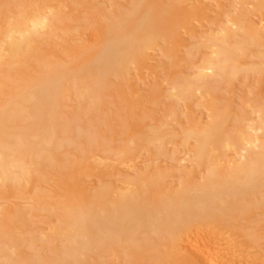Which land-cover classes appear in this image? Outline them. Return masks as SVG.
I'll return each instance as SVG.
<instances>
[{
	"label": "bare ground",
	"instance_id": "bare-ground-1",
	"mask_svg": "<svg viewBox=\"0 0 264 264\" xmlns=\"http://www.w3.org/2000/svg\"><path fill=\"white\" fill-rule=\"evenodd\" d=\"M136 1L139 4L134 10H130L127 4L122 2L126 4H122L126 11L124 10L121 16L112 13L113 19L108 22L106 18L103 20L105 12L109 10L108 0H0V264H112L113 257L117 258L115 260L118 262L120 260V264H148L145 258L150 256V251L155 248L151 250V245L140 243L144 240L143 235L147 239L146 242L150 243L151 239L149 242L146 235L151 234L153 241H164V246L172 247L171 250L184 245L192 260L188 261L186 258L181 264H219L221 256L226 260L237 254L235 249L238 247L235 248L234 243L238 239L240 242L236 244L239 247L243 241L245 244L249 242L248 245L258 242L256 245L261 247L260 243L263 242L256 237L257 229L252 223L248 227L247 221L251 212L248 214L249 208L241 207L239 202L247 201L250 195L258 197L257 194L262 191L264 198V116L259 118L260 120L257 119L258 121L255 119L257 128L251 126L255 122L254 116H251L253 119L250 118L253 123L250 119L244 121L248 124L246 126L240 124L244 123L243 120L240 122L241 120L236 119L237 124L234 122L233 127L227 119L230 110L226 107L220 109L213 99L209 107H204L211 113V121L208 120L209 116L204 115L207 118L204 122L205 118L195 115L193 110L194 113L191 112L187 120L189 125L182 130L178 129L184 134L186 142L195 140L197 143L195 163L199 169L187 170L182 178L179 177L178 182H174L175 187L172 183L177 180L171 176L169 168L163 171L158 165H153L155 170L149 168V165L145 170L141 167L143 162L146 164L153 158L155 150L151 152L149 149L155 145H151L162 141L156 140L159 137L157 129H160V123H154L157 119L154 115L156 110H159L158 106H161L163 98H166L163 91L165 87L157 86L160 88L157 91V87H152L151 91L146 82L148 70L155 69L154 65L160 59L156 56L157 48L164 44L165 46L160 47H165L166 52L174 54L173 57L177 51L180 54L179 50L184 47L182 45L189 40V33L195 30L194 25L209 21L208 18L205 19L206 12L212 13H208L211 14L208 15L211 19L212 11L216 10L211 5H217L216 2L204 6V0V5L196 3L193 7L190 5L191 0ZM165 1L173 5L172 14L168 15L169 23L165 21L167 16H162L166 12L163 10L165 7H162ZM239 1L242 3L240 7L245 6V10L252 3H249V0ZM219 10L223 11L220 7ZM246 11L236 14L237 16V12L232 13L234 17L225 25V35L220 33L222 38L217 37L218 34L214 32L216 37H212V34L205 35L211 40L210 43H213L214 53H209L212 56L207 55L205 63L198 67L195 78L186 76L188 83L187 86L185 84L181 87L182 94L197 93L195 86L207 78L217 76L233 80L241 71L250 68L247 67L248 63L245 66L246 64H241V59L239 60V54L253 43L244 34L252 35L263 43L264 28L259 27L257 22L254 24L252 20V24L248 25L247 21L245 24L250 15ZM255 12L257 10L253 13ZM161 17L165 18V22ZM225 19L229 20L230 17ZM124 22L129 23V29L124 26ZM88 29H92L93 35H88ZM252 47L256 49L254 45ZM262 58L264 62V53ZM229 64L233 65L232 68L228 67ZM175 65L172 66L176 67ZM164 68L167 70L168 67ZM135 69L136 71H133ZM137 71L141 80L147 75L146 80L144 79L146 84L144 82L140 85L141 82L138 84L136 78L134 79L133 73ZM154 73L157 74V71ZM116 79H119L120 83H116ZM149 80L151 82L152 79ZM144 85L149 86L150 90H146L148 87ZM141 86L145 87L142 89L147 93L142 92ZM169 89L172 97L173 88L164 90ZM110 90H115L112 95L115 93L117 97L119 94V97L125 100L121 99L124 102L119 106L121 108L118 107L119 118H116L117 109H107L106 106L110 105L108 98L104 99L108 104L103 102V96L109 95ZM151 92L152 95L149 96ZM205 94H208L206 90ZM116 97L115 100L119 98ZM167 97L169 98V95ZM73 98L77 101H73ZM66 100L70 101L65 103ZM207 101L209 99L200 104ZM70 102L74 105L77 103V106H71ZM67 107L71 112L78 110L77 116H74V112L72 117L67 115L66 111L71 113L65 109ZM189 107L187 104L188 109ZM240 112V115H245ZM205 114L207 115L206 112ZM85 115H88L86 118H92L91 123L85 117L88 123H83ZM95 119L99 120V123L94 121ZM151 125L152 128H149ZM155 125L158 127L155 128ZM253 129L263 133L261 138L248 135ZM110 138H113L114 142L110 140V143ZM113 143L117 145L114 146ZM225 148L226 151L237 148L241 150L239 152L247 154L241 155L243 161L239 158L241 161L232 160L237 162L232 164L231 161L228 162L227 158L230 156L225 154ZM100 150L101 155L97 156L95 152L99 153ZM214 150L220 154L218 158L215 157L218 160L214 164L218 166L213 164L216 167L208 169L210 165L207 166L205 162L212 151L215 153ZM145 151H149L151 156ZM143 156L145 159H142ZM185 156H178L177 159L173 156L175 160H170L173 165L177 164L179 169V164L185 161L187 154ZM153 159L156 161V158ZM205 168L206 171L202 172L206 173L204 176L196 175L199 173H196V170ZM198 176L202 182L197 181ZM51 178L55 180L52 181ZM167 178L173 179L171 188L165 184ZM195 190H198L200 195L194 196ZM254 201L249 205L251 209L253 206H259ZM261 201L263 204V200ZM238 210L243 213L242 217L248 216L246 223L241 216L243 221L235 214ZM41 213L45 216L57 214L58 221H52L51 226H35L43 228L41 236L44 234L52 240L53 251L50 249L48 253L45 252L48 243H43V240L40 250L36 249L38 254L27 251L24 253L21 251L23 245L28 244L23 241L31 244L36 241L37 236L31 235V231H34L32 227L35 218ZM47 220L49 222V219ZM240 221L244 222V225ZM201 225L219 226L225 230L222 232L227 238L221 239L224 235L220 234L217 237H222L215 243H200L196 239L195 229H200ZM16 231H20L24 238H20ZM27 232L32 239L25 238ZM39 236L37 238L40 240L44 237ZM154 236L160 240H155ZM20 240L23 242L22 248L19 245ZM6 242L13 245L8 247L4 244ZM38 243L39 241L36 244ZM5 246L7 247L4 248ZM147 248L150 251L143 254ZM26 250L29 251L28 248ZM161 253L158 254L159 257L157 254H153V257L160 258L161 255L160 264H163L167 254ZM106 259L112 262H107Z\"/></svg>",
	"mask_w": 264,
	"mask_h": 264
},
{
	"label": "rangeland",
	"instance_id": "rangeland-1",
	"mask_svg": "<svg viewBox=\"0 0 264 264\" xmlns=\"http://www.w3.org/2000/svg\"><path fill=\"white\" fill-rule=\"evenodd\" d=\"M126 1H128V0H126ZM168 1V0H167ZM167 1H165L166 3H164L165 5L164 6H162V7H165V8H163V10L165 9V13H163L164 15H162L163 17L164 16H167V19L165 20V18H163V17H161L162 19V21H166V23H169V20H168V17H170L171 16V14H172V12H171V8H172V0H171V2H167ZM212 1H214V2H212ZM222 1H224V0H222ZM222 1H220V0H205V5H204V0L202 1V0H191V2H190V5L191 6H195V5H197L198 3L199 4H202V5H204V6H210L212 3H215V4H217V5H214V4H212L211 6L212 7H215L216 8V10L214 9L212 12H213V15H212V17H211V19H210V17L209 16H211V12L209 11V12H206L205 14V16H206V18L205 19H209V21L207 20H205V21H203V22H198V23H196V25H194L195 26V30H194V32L192 33H189V40L187 39V41H189V42H187L186 41V44H184V45H182V47H183V49L182 50H179L180 51V54H178L177 52H176V54H175V56H177V58H175V56L173 57V55L174 54H169L168 52H166L165 51V47L163 48L164 49V51H162L163 49L161 48V47H163V46H165L164 44H163V46H159L158 48H157V51L158 52H156L155 54H156V56L159 58L160 57V59H161V62H160V59H158L159 61L158 62H156L155 63V65H154V68L155 69H151L152 71H153V73H151V70L149 71L148 70V72H147V74H148V77H147V75H145L146 74V72H144V75L147 77V79L149 80V79H152L151 80V82H150V80L148 81V80H146V77L144 78H142L143 80L145 79L146 80V82H147V85L149 84V86H150V89L152 88V87H154V88H156L157 86L158 87H165V88H173L172 90L174 91H172L173 93V95H172V97H170L171 95V89H169V91L168 90H164L163 89V91L166 93L165 95H166V98L164 99L163 98V100H162V103H161V106H158V111L156 110V113H157V116H156V113H155V119H156V122H154L155 124L156 123H158V125H159V123H160V126H159V128L160 129H157L159 132L157 133V134H159L158 136L159 137H157L156 138V140H158V139H161L162 141H160V142H158V141H156L155 143H154V141H153V143L154 144H152L151 145V147H153V145H155L153 148H151V149H149L151 152H153L154 150V155H153V158H156V161H155V159H153L152 157V159L150 158V160L152 161V160H154V161H149V162H146V164H145V162H143L142 163V165L143 166H141L142 168L144 167V170H145V167H148V165H149V168H153V170H155L156 169V167H154V166H157L158 165V168H160V170H163V171H166V170H168V168H169V170H170V172L172 173L171 174V176L172 177H174L177 181H173V185L175 186V184H174V182L176 183V182H178V180L180 179V178H182L185 174H186V171L187 170H194V168H196V169H199V167H198V164L197 163H195V149H197V143L196 142H194L195 140H187V142L185 141V138H184V134H181V132L178 130V129H180V130H182L185 126H187V125H189V121H187V120H189V117L191 116V112H193V110L195 111V115H198L199 117H204L205 118V116L206 117H210V112L207 110V109H205L206 107H209V104H210V102L214 99V101H216V104L218 105V107H220V109H222L223 110V108H225L226 107V109H229L230 110V112H228V116H227V119H228V122H230V124H233L234 122L237 124V122L235 121L236 119H237V121L239 120H241L240 122H242V120H243V122L244 121H249V119L251 118V119H253L252 117L254 116L255 118L253 119V121H255V119L257 120H260V119H262V117L264 116V62H263V58H262V54L264 53V51L262 52V50H264V42L262 43L261 41V43L259 42V39L258 38H253L254 36H252V35H248L247 33L246 34H244V36L245 37H247L248 38V40H249V38L252 40V42L253 43H251V47H249V48H247L244 52H242V53H238L241 57L239 58V60L241 59H243L242 60V62H241V60H240V63L241 64H243V65H245V66H247V63H248V70L247 71H241L233 80H230V79H228V78H223V77H217V76H214V77H211V78H207V79H205L202 83H204V85L202 84V83H199V84H197V86H195L197 89L198 88H201L200 89V91L199 90H197L196 88H195V91H197V93L195 92V94L194 93H192L193 94V96H191V95H189V94H187V93H184V94H182L181 93V87H183V85L185 86V84H186V86H187V81H186V76H191V78H193L192 76H194V78L196 77V71H197V69H198V67H200L201 65H203L204 63H205V61H206V58H207V55H210V56H212L213 55V53H214V51H212V49H213V43H210L211 42V40L209 39V38H207L208 36H211V34H212V37H216V35L215 34H218L217 35V37L219 36V38L221 37V32L223 33V35H225V25L227 24L228 25V22H230V20L234 17L233 15H232V13H235V12H237V13H235V15L237 14V15H239V14H241L242 13V11H246V12H248V15H249V13H250V15H249V17H248V20H245V24H247L248 23V25H250V24H252L251 22L253 21V23L254 24H256V22H257V25L260 27V26H262V28H264L263 27V25H264V22H263V20H264V0H255L254 1V3H253V0H249V3L250 2H252L251 3V6L249 7V8H247L246 7V10L245 9H243V8H245V6L242 8V7H240V6H242L241 4V1H239V0H225L223 3H222ZM248 1V0H247ZM111 2V3H110ZM122 2H124V3H126V4H124V3H122ZM211 2V3H210ZM131 3H133V4H131ZM197 3V4H196ZM209 3V4H208ZM248 3V2H247ZM248 3V4H249ZM108 4H109V10H110V12H109V10L107 9V11L105 12V16H104V18H103V20L105 21V18L107 19V21L110 19V20H112L113 18H112V16H111V14L113 13L114 15H116V14H123V12H124V10L126 9V8H124V6L126 5L128 8H130V10H134V8H136L137 6L136 5H138L139 4V2L137 3V1L136 0H129L128 2H125L124 0H108ZM107 4V5H108ZM111 4H113V6L111 5ZM121 4H124V6L122 5H119ZM111 5V6H110ZM134 5V6H133ZM225 5V6H224ZM115 6V7H114ZM116 6H117V9H116ZM136 6V7H135ZM217 6V7H216ZM254 6V7H253ZM133 7V8H132ZM219 7H220V9H222L223 11L221 12L220 10H219ZM240 7V8H239ZM128 8H127V10H128ZM138 8V7H137ZM167 8V9H166ZM256 8V9H255ZM258 8V9H257ZM116 9V10H115ZM122 9V10H121ZM160 8H158V10H159ZM233 9H235V10H233ZM237 9H240L241 10V12H240V10H237ZM136 10V9H135ZM218 10V11H217ZM257 10V12H255V13H253L254 11H256ZM111 11H113V12H111ZM126 11V10H125ZM225 11V12H224ZM235 11V12H234ZM108 12V13H107ZM129 12V11H128ZM216 12V13H215ZM239 12V13H238ZM251 12H252V14H251ZM208 13H211L210 15L208 14ZM215 13V14H214ZM220 13V14H219ZM112 14V15H113ZM258 14V15H257ZM168 15H170V16H168ZM209 15V16H208ZM236 15V16H237ZM252 15V16H251ZM121 16V15H120ZM228 16V17H227ZM250 16L251 17H253V19H251L250 18ZM114 17V19H115V16H113ZM230 17V19L229 20H227V19H225V18H229ZM261 17V18H260ZM263 18V19H262ZM164 19V20H163ZM254 19H255V21H254ZM224 20H226V21H224ZM252 20V21H251ZM106 21V22H107ZM164 21V22H165ZM225 22V24H224V22ZM246 21H247V23H246ZM109 22V21H108ZM107 22V23H108ZM201 23H204V24H201ZM124 24V26L125 27H127V29H129V23H123ZM200 24V25H199ZM208 24V25H207ZM221 24H224V25H221ZM260 24H263V25H260ZM198 25V26H197ZM198 27V29H197V27ZM223 28H224V30H223ZM200 29V30H199ZM235 29V28H234ZM89 30H90V32H89ZM202 30H203V32H202ZM218 30H220L219 32H218ZM222 30V31H221ZM237 29H235V31H236ZM88 31V35H89V33H90V35H93V31H92V29H88L87 30ZM87 31H86V33H87ZM209 31V33H207V32ZM224 31V32H223ZM199 32V33H198ZM213 32L215 33V34H213ZM185 33V32H184ZM208 34V36H205V35H207ZM89 35V36H90ZM215 35V36H214ZM198 36V37H197ZM203 36V37H202ZM185 38H187L186 37V35H185ZM222 38V37H221ZM207 39V40H206ZM209 39V40H208ZM254 39H257V40H254ZM204 40V41H203ZM237 40H238V38H237ZM238 41H242V40H238ZM250 41V40H249ZM206 42V43H205ZM255 42V43H254ZM258 43H260V45H258L257 47H256V45L258 44ZM161 44V43H160ZM250 44V43H249ZM261 44H262V46H261ZM252 45H254L255 46V48L256 49H254L253 47H252ZM258 47H260V48H258ZM202 49V50H201ZM252 49H254V51L252 50ZM213 50H215V47H214V49ZM260 50V51H259ZM203 51V52H202ZM248 51V52H247ZM249 51H251V52H249ZM160 52H162V53H160ZM211 52V54H209ZM259 52V53H258ZM261 52H262V54H261ZM202 53V54H201ZM250 53V54H249ZM257 53V54H256ZM243 55V57H242V55ZM244 54H246V55H244ZM180 55V57H178ZM190 57H189V56ZM172 56V57H171ZM206 56V57H205ZM246 56V57H245ZM179 58V59H178ZM166 59V60H165ZM175 59V60H174ZM247 59V60H246ZM165 60V61H164ZM174 60V61H173ZM175 62V63H173V62ZM176 61H178V62H176ZM172 62V63H171ZM180 62V63H179ZM249 62H250V64H249ZM177 63V65H175ZM164 64V65H163ZM175 65L176 67H174V66H172V65ZM178 64H180V65H178ZM157 65V66H156ZM261 65V66H260ZM169 66H170V68H169ZM231 66H233V65H231V64H229V68L231 67ZM254 66V67H253ZM159 67V68H158ZM164 67H168L167 68V70H164L165 68ZM254 69H253V68ZM153 68V67H152ZM160 68H163V69H160ZM175 68H177V70L175 69ZM232 68V67H231ZM160 69V70H159ZM169 69V70H168ZM253 69V70H252ZM164 70V71H163ZM133 71H136V69L135 70H133ZM154 71H157V74L156 73H154ZM159 71V72H158ZM249 71H250V73H249ZM190 72V73H189ZM188 74V75H186V74ZM133 74H135V75H133V77H134V79L136 78V80H137V83L139 82L140 83V85H142L144 82H145V80L143 81V80H141V77H139L138 75H140L139 73H138V71L137 72H134ZM162 74V75H161ZM164 74V75H163ZM192 74V75H191ZM150 75V76H149ZM159 75V76H158ZM170 75V76H169ZM136 76V77H135ZM141 76V75H140ZM169 77V78H168ZM158 78H160V79H158ZM166 80H165V79ZM162 79V80H161ZM119 79H116V80H114L116 83H120V81H118ZM161 80V81H160ZM164 80L166 81V82H164ZM158 81H160V82H158ZM163 81V82H162ZM234 81V82H233ZM146 82H145V84H146ZM177 82V83H176ZM207 82L209 83L208 85H207ZM210 82H211V84H210ZM115 83V84H116ZM136 83V84H137ZM138 83V84H139ZM160 84V86L158 85V84ZM161 84H163V85H161ZM203 86H202V85ZM168 85V86H167ZM171 85H173V86H171ZM200 85V86H199ZM206 85V87H204ZM213 85V86H212ZM145 86V85H144ZM143 86V87H144ZM149 86H145L147 89L146 90H150L149 89ZM212 86V87H211ZM142 86L140 87L141 89L143 88ZM144 87V88H145ZM156 88V90L155 91H157V89H160V88ZM153 88V89H154ZM175 88V89H174ZM212 88V89H211ZM140 89V90H141ZM206 90V93H208L209 94V92H212L211 94H205V90ZM211 89V90H210ZM204 90V91H203ZM111 91V93L109 92V95H104L103 96V102H107V100H109L108 102H109V104L110 105H108V106H106L107 107V109H109L110 111L111 110H116L117 109V111H115V113H116V118H119L118 116H119V114L120 113H118L119 112V108H121V107H119V106H121L122 104H123V102L125 101L123 98H120L119 97V94H117L118 96L117 97H119V98H117L116 97V95H115V93L113 94V95H115V96H113L112 95V92H115V90L113 91V90H110ZM145 92V93H147V91H145V89H142V92ZM151 91H152V89H151ZM155 91H153V93H155ZM162 91V92H163ZM199 91V92H198ZM209 91V92H208ZM141 92V91H140ZM148 93H150V91L148 92ZM169 93V94H168ZM148 95V94H147ZM150 95H152V92H151V94H149V96ZM167 95H169V98L167 97ZM202 95V96H201ZM207 95H208V97H207ZM212 95H214V96H212ZM107 96H112L111 98H109V97H107ZM205 96V97H204ZM114 97V98H113ZM115 97L117 98L116 100H115ZM209 97H211V98H209ZM214 97V98H213ZM107 99V100H105L104 101V99ZM113 98V99H112ZM168 98V99H167ZM216 98V99H215ZM74 99V100H73ZM72 100L73 101H77V100H75V98H73ZM119 99V100H118ZM121 99H123V100H121ZM181 99V100H180ZM209 99V101H207V103H203V104H200V103H202V102H206V100H208ZM70 100H66L65 101V103H67V102H69ZM119 101V102H118ZM180 101V102H179ZM108 102H107V104H108ZM111 102H112V104H111ZM184 104H183V103ZM186 102V103H185ZM70 103H72V102H70ZM74 103H76V102H74ZM182 103V104H181ZM193 103V104H192ZM106 104V103H105ZM106 104V105H107ZM113 104H114V106H113ZM187 104H189V108L190 109H188L187 108ZM191 104L193 105V106H191ZM72 105H74L73 103L71 104V106ZM113 107H112V106ZM152 105L153 104H151V108H152ZM70 106V108L69 107H67V108H65V109H67L68 110V108H69V110H71L72 109V107ZM75 107L77 106V103H76V105H74ZM203 106V107H202ZM74 107V108H75ZM119 107V108H118ZM160 107V108H159ZM205 107V108H204ZM223 107V108H222ZM153 108H155L156 109V107H154L153 106ZM167 108H169V110L167 109ZM195 108V109H194ZM68 110V111H69ZM188 110H190V111H188ZM192 110V111H191ZM200 110V111H199ZM75 111V110H74ZM73 110H72V112L71 111H69V112H71L70 114L69 113H67V111L65 112L67 115H69V116H71L72 117V115H73V112H74ZM241 111V112H240ZM113 112V111H112ZM205 112L207 113V115L205 114ZM208 112H209V114H208ZM239 112L241 113V114H243V113H245V115L244 116H242V115H240L239 114ZM74 113H76V114H74V116H77V114H78V110H76V112H74ZM239 114V115H238ZM67 115H65L66 117H68ZM201 115V116H200ZM205 115V116H204ZM73 116V117H74ZM88 115H85V116H83V123L84 122H86V124L89 122V123H91L90 122V120H92V118H86ZM114 116V118H115V115H113ZM198 116L196 117V118H198ZM248 117V119H247V117ZM252 116V117H251ZM66 117H65V121H66ZM84 117L88 120V122H87V120L86 119H84ZM246 117V119H244ZM95 118H97V116L95 117ZM188 118V119H187ZM243 118V119H242ZM260 118V119H259ZM98 119V118H97ZM152 119V118H151ZM155 119H153V120H155ZM202 120H203V118H201ZM200 119V120H201ZM207 118H205L204 119V122H205V120H206ZM250 119V120H251ZM85 120V121H84ZM149 121L148 122H150V119H148ZM159 120V121H158ZM199 120V119H198ZM201 120V121H202ZM208 120H210L211 121V117H210V119H208ZM208 120L206 121V123L208 122ZM257 120V121H258ZM94 121H96V119L94 120ZM99 120H97L96 122L97 123H99L98 122ZM167 121V122H166ZM81 122H82V119H81ZM203 122V123H204ZM250 122H252V120L250 121ZM151 123H152V125H154L153 124V122H152V120H151ZM246 123L247 122H244V123H240V124H245L246 125ZM253 123V122H252ZM80 124H82V123H80ZM186 124V125H185ZM230 124L228 123V125L230 126ZM251 124V123H250ZM257 122L255 121L253 124H251V126L252 127H256L257 126ZM89 125V124H88ZM152 125L151 126H149V128H152ZM158 125H155V128H157L158 127ZM234 125L235 124H233V127H234ZM244 125V126H245ZM248 125V124H247ZM246 125V126H247ZM92 126V125H91ZM157 126V127H156ZM245 126V127H246ZM250 126V125H249ZM250 126V127H251ZM154 127V126H153ZM231 127H232V125H231ZM243 127V126H242ZM245 127H243V129H245ZM258 127V126H257ZM256 127V128H257ZM248 128V127H247ZM246 128V129H247ZM257 129H253V130H251V133L250 132H248V135L249 136H251V137H253V138H255V136H256V138H261L260 136H262V132H257L256 131ZM256 131V132H255ZM157 132V131H156ZM174 132H176V133H174ZM161 133V134H160ZM254 134V135H253ZM258 135V136H257ZM245 136H246V133H245ZM154 139H155V137H154ZM110 140H111V138L109 139V142H110ZM114 142V140H113V138H112V140H111V142ZM110 142V143H111ZM195 143L194 145H192L193 143ZM159 143V144H158ZM258 143V142H257ZM256 143V144H257ZM115 143H113V145H114ZM165 146H164V145ZM117 145V143L114 145V146H116ZM161 145H162V147H161ZM192 147H191V146ZM195 145H196V147H195ZM158 146V147H157ZM232 148V147H231ZM98 149H100V148H98ZM153 149V150H152ZM97 150V149H96ZM225 150V152H227V153H225V154H227V156L229 157V158H227V159H229V161L228 162H230L231 161V163L232 164H237V162H232V160H237V161H239L241 158L240 157H242L241 155L243 154V156L244 155H246L247 154V152H244V153H246V154H244V153H241V152H239V151H241L240 149H237V148H233V149H231V150H228L227 149V151H226V148L224 149ZM99 153H97V151L95 152V154H97V156H99L98 154H100V152H101V150L100 151H98ZM145 152H148V155H150L151 153H149V151H145ZM214 152H215V150H214ZM228 152H230L229 154H228ZM180 153H182V154H180ZM183 153L186 155L187 154V158L185 159V161H183V162H181V164H179V169H178V165L177 164H175V165H177V166H175V165H173L174 163H172L173 161H171V160H173L175 157V159H177L178 158V156H184V158L186 157L185 155H183ZM192 153V154H191ZM215 153H216V155H215ZM215 153H213V151H212V153H211V155H209V157H208V160L205 162L206 163V165L207 166H209V167H207L208 169H210V168H213V167H216V166H214V165H217V164H214L215 163V161H217L218 159V157L220 156V154L219 153H217V151L215 152ZM147 154V153H146ZM145 154V155H146ZM213 154V155H212ZM101 155V154H100ZM144 155V154H143ZM147 156V155H146ZM151 156V155H150ZM150 156H148V157H150ZM173 156H175V157H173ZM191 156V157H190ZM193 156V157H192ZM217 156V158H215ZM144 158H142V159H145V156H143ZM147 157V159H149ZM170 157V158H169ZM215 159H214V158ZM232 157V158H231ZM171 158H173V159H171ZM191 158H193V159H191ZM240 158V159H239ZM243 158V157H242ZM169 159V160H168ZM171 159V160H170ZM174 159V160H175ZM231 159V160H230ZM169 162H168V161ZM212 160V161H211ZM242 160V159H241ZM240 160V161H241ZM167 161V162H166ZM188 161H190V162H188ZM211 161V162H210ZM243 161V160H242ZM154 162H155V164H154ZM164 162V163H163ZM171 162V163H170ZM185 162H187V163H185ZM208 162V163H207ZM149 163H151V164H149ZM172 164V165H170V164ZM182 163H184L183 165H182ZM189 163V164H188ZM196 165H195V164ZM239 163V162H238ZM241 163V162H240ZM187 164H188V166H187ZM192 164V165H191ZM194 164V165H193ZM214 164V165H213ZM222 164H224V163H222ZM154 165V166H153ZM211 165H213V166H211ZM221 165V164H220ZM165 166V167H164ZM183 166V167H182ZM195 166V167H194ZM218 166V165H217ZM176 167V168H175ZM182 167V168H181ZM190 167V168H189ZM157 168V169H158ZM162 168H164V169H162ZM207 168H205V169H200V170H196V173L197 172H199V173H195L196 175H201V177L202 176H204L205 174H203L204 173V171H206V169ZM152 170V171H153ZM175 172H177L176 174H175ZM181 172H184V173H181ZM195 172V171H194ZM203 172V173H202ZM202 173V174H201ZM178 174H180V175H178ZM183 174V175H182ZM178 175V176H177ZM170 176V177H171ZM182 176V177H181ZM176 177H178V178H176ZM180 177V178H179ZM200 176H198V179H197V181L198 182H202V179H201V177L199 178ZM52 179V181L53 180H55V178L53 179V178H51ZM169 178H167L166 179V181H165V184L167 185V187H169V188H171L172 186V184H171V180H173L172 178H171V180L169 179ZM174 179V180H175ZM200 179H201V181H200ZM169 183V184H168ZM178 184V183H177ZM176 184V185H177ZM171 186V187H170ZM176 187V186H175ZM168 189V188H167ZM262 190V189H261ZM260 191V190H259ZM263 192V191H262ZM261 192V193H262ZM197 193V194H196ZM260 192L257 194L258 195V197H250V196H252V195H250V196H248L249 198H248V200L247 201H245V202H239V205L241 206V207H243V208H249V210H248V214H250V212H251V214L249 215V218L251 217V215L252 216H254L253 218L251 217V221L249 220V218H248V221H247V223L249 224V226L248 227H250V223H252V226L255 228V229H257V231H258V236H256L261 242H263V243H260L261 245V247H259L258 245L259 244H257L256 245V243H258V242H256V243H254V245L256 246V247H254V245L251 243V244H249L248 245V243L246 242V240H245V242H246V244L244 243V241H243V238L241 239L242 241H243V243L245 244L244 246L242 245V244H240V247H239V245L237 246V242H240V241H238L237 240V238H234L235 240H237L236 241V243H234L235 245H236V247L235 248H237V249H235V251L237 252V254L234 256V257H232V258H228V259H223L222 258V256L219 258V264H264V241H262V239H264V198L262 197V194H261ZM260 194H261V196H260ZM195 195H200V193H199V191L198 190H195L194 191V196ZM260 197H261V200H263V204H262V201L260 200ZM236 199H238V198H236ZM255 200V201H254ZM259 200V201H258ZM252 201H254V202H257V204L259 205V206H256V207H254L253 206V209H251V206H249V205H251V202ZM261 201V202H260ZM262 204V206H261V204ZM261 207V208H260ZM257 208H259V209H257ZM238 212V213H237ZM237 212H235V214L237 215V217H239V219H240V216L241 215H243V213H241L239 210L237 211ZM52 213V212H51ZM55 215V216H54ZM45 215H44V213H41L40 214V216L38 217V218H35V221H34V226L32 227V229L34 228V231L32 230V229H30V230H32L31 231V233H33V234H31V235H33V236H37L38 237V235H42V230H43V228H45V227H49V225L51 226V222L52 221H56L57 220V214L56 213H53V214H48V215H46L45 217H44ZM245 217L247 216V215H244ZM244 216L242 217L241 216V218L242 219H244V222L246 223V220H247V217L246 218H244ZM45 218V219H44ZM52 218V220H50ZM47 219H49V222H48V220ZM37 220V221H36ZM39 220H41V221H39ZM241 220V219H240ZM252 220H253V222H252ZM58 221V220H57ZM241 221H243V220H241ZM240 221V223H242ZM250 221V222H249ZM243 222V223H244ZM40 223V224H39ZM51 223V224H50ZM53 223H55V222H53ZM242 223V224H243ZM42 224H44V226L42 225ZM45 224L47 225V226H45ZM43 226V228L42 227H38V228H36L35 226ZM244 225V224H243ZM246 225V224H245ZM135 226V225H134ZM247 226V225H246ZM200 227V229L198 228V227H196V232H197V236H196V239L198 240V242H200V243H204V242H206V244H208V243H215L217 240H219L221 237H217V236H219L220 234L221 235H224L225 233H223L222 231L224 230L223 228H219V226H215L214 227V225H207L206 227H205V225H201V226H199ZM204 227V228H203ZM252 227V228H253ZM216 228V229H215ZM197 229H198V231H197ZM213 231H212V230ZM215 229V230H214ZM219 229V230H218ZM255 229H253V230H255ZM19 230V229H18ZM220 230H221V232H220ZM20 231L21 232H23L21 229H20ZM18 232V231H16L17 233H18V236L20 235V238L21 237H23V236H21L22 234H21V232ZM215 231V232H214ZM220 233H219V232ZM225 231V230H224ZM257 231H256V233H257ZM260 231H263V233H261ZM25 232V231H24ZM40 232V233H39ZM215 234H214V233ZM260 232V233H259ZM14 233H15V230H14ZM29 232H27V235L25 236V238H28V239H30L31 238V235L30 234H28ZM154 233V232H153ZM16 234V233H15ZM148 234H150V233H148ZM155 234V233H154ZM17 235V234H16ZM152 235V238H153V234H151ZM151 235L149 236V235H146V237L148 238V240H149V242H150V239H151V242L150 243H148V242H146L147 241V239L145 238V236L143 235L142 237L144 238V240H142L143 242H145V243H143V242H139L140 244H146V246H149V245H151V247L149 248V249H153V248H155V249H153L155 252H153V250L152 251H150V250H148V248H147V250L145 249V252L143 253V254H146L147 253V251H150V253L149 254H151L150 256H147L145 259H146V261H148L149 263H152V264H154V262H155V264L157 263V264H160V261H161V255H162V253L161 252H165L167 255H165V260H166V262H170L169 264H181L183 261H186V260H192V257L190 256V255H188L189 253L187 252V251H185V248L183 247L184 245H179L178 247H176L175 248V250L173 249V250H171L172 249V247H166V246H164V244H165V242L164 241H160V243H158L159 241L158 240H160V239H156V236H154L155 237V240H157L158 242L156 243L155 241H153V239L151 238ZM216 235V236H215ZM17 236V237H18ZM40 236H39V238H40ZM45 238H44V237ZM43 236H41V237H43V239L41 238V240L40 239H38L37 237H35V239H36V241H35V243H33V244H31V242H27V241H23L24 243L26 242L28 245H26V244H24L23 245V242H22V240H20L21 242H22V244H20L19 243V245H20V247H21V245H23V250H21V248H20V250L22 251V252H24V251H27V252H29V253H33V254H38V251L40 250L39 249V247L41 246V241H43V240H45V242L43 241V243H45V244H47L46 246H47V251H45L46 253H48V250H50V249H52L53 247H54V244H53V242H52V240H50L49 238H47L44 234H43ZM227 235H224L221 239H226L227 237H226ZM226 237V238H225ZM261 237H262V239H261ZM24 238V237H23ZM158 238V237H157ZM17 239H19V237L17 238ZM32 239V238H31ZM33 239H34V237H33ZM34 239V240H35ZM46 239H49V241L47 242L46 241ZM24 240V239H23ZM206 240V241H205ZM258 240V241H259ZM8 241H10V240H8ZM37 241H39V243L38 244H36L37 243ZM241 241V242H242ZM257 241V240H256ZM4 242V241H3ZM10 242H12V241H10ZM33 242V241H32ZM51 244H50V243ZM163 242H164V244H163ZM147 243H148V245H147ZM153 245H152V244ZM4 244H6V245H8V247H11L12 245H10L11 243H9V242H6V243H4ZM30 244V245H29ZM45 244H43V245H45ZM61 243H59V245H60ZM263 244V245H262ZM27 246L26 248H28L29 249V251L28 250H26V248H24V246ZM162 245V246H161ZM241 245H242V247H241ZM253 245V246H252ZM2 246V245H1ZM4 246V245H3ZM31 246L32 248V250L29 248V247ZM49 246H50V248H49ZM120 245H118V247H119ZM157 246V247H156ZM164 246V247H163ZM258 246V247H257ZM7 246H5L4 248H6ZM183 247V248H182ZM19 248H18V250H19ZM248 248V249H247ZM38 251H37V250ZM184 249V250H183ZM242 249V250H241ZM18 250H16L17 252H18ZM139 250V249H138ZM157 250H158V253H156L157 252ZM21 251H19V252H21ZM36 251V252H35ZM43 251L44 250H42L41 252L43 253ZM51 251V250H50ZM52 251H53V249H52ZM141 251V250H140ZM139 251V252H140ZM144 251V250H143ZM142 251V252H143ZM16 252V253H17ZM18 252V253H19ZM27 252H24V253H27ZM35 252V253H34ZM183 252V253H182ZM15 253V252H14ZM18 253L16 254V256L18 255ZM161 253V255H160V258H158L159 256H158V254H160ZM180 253V254H179ZM49 254H51V253H49ZM156 255L157 254V256H155V257H153L154 255ZM239 254V255H238ZM114 255V254H113ZM113 255H112V257H113ZM168 255H170L169 257H168ZM144 256H146V255H144ZM172 256H174V257H172ZM3 258V260H4V256H2ZM107 258V257H106ZM114 259H111L112 261H110V262H112V264H117V263H121V261L119 260V262L118 261H116L117 260V258H115V257H113ZM158 258V259H157ZM168 258V259H167ZM178 258H179V260H178ZM187 258V259H186ZM116 259V260H115ZM186 259V260H185ZM1 261V260H0ZM5 261V260H4ZM106 261H107V259H106ZM109 261H107V262H109ZM114 261H116V262H114ZM166 262H164L163 264H167ZM181 262V263H180ZM4 262H2V264H3ZM119 263V264H120ZM148 263V264H149ZM111 264V263H110Z\"/></svg>",
	"mask_w": 264,
	"mask_h": 264
}]
</instances>
